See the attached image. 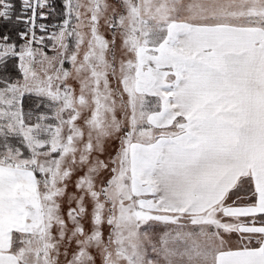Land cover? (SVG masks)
Masks as SVG:
<instances>
[{
    "label": "snow or ice",
    "instance_id": "snow-or-ice-1",
    "mask_svg": "<svg viewBox=\"0 0 264 264\" xmlns=\"http://www.w3.org/2000/svg\"><path fill=\"white\" fill-rule=\"evenodd\" d=\"M0 264H264V0H0Z\"/></svg>",
    "mask_w": 264,
    "mask_h": 264
}]
</instances>
